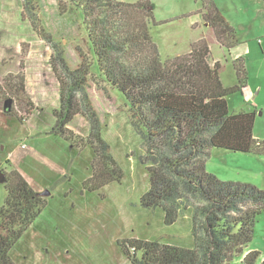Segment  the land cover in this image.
<instances>
[{
  "label": "trees",
  "instance_id": "1",
  "mask_svg": "<svg viewBox=\"0 0 264 264\" xmlns=\"http://www.w3.org/2000/svg\"><path fill=\"white\" fill-rule=\"evenodd\" d=\"M63 10H76L87 37L89 58L80 54L71 68L64 47L52 40L34 13L31 0H23L34 31L52 48L49 65L59 85V106L53 110V135L78 143L69 124L82 115L90 126L82 146H89L91 174L82 190L97 192L119 182L124 172L110 144L90 94V81L120 92L129 107L134 127L144 138L140 162L147 176V190L140 197L143 207L161 208L164 222L173 224L181 205L190 201L192 246L152 240L128 239L117 243L131 264H243L258 263L260 252H247L258 215L264 211V190L256 185L220 180L206 171L213 148L264 155V140L253 136L255 111L229 113L227 96L244 94L248 82L245 60L235 58L236 83L225 86L222 65L212 62L209 40L202 36L188 51L162 59L153 41L155 25L150 0H62ZM202 19L219 45L232 51L238 46L235 28L213 0H202ZM19 71L0 83V99L6 115L23 124L38 109L29 96L25 58ZM96 72V76L94 72ZM106 87V88H105ZM9 161L6 160V163ZM9 165V163H8ZM6 196L0 206V264H17L12 250L45 209L48 195L36 191L16 168L3 170ZM188 205V204H187Z\"/></svg>",
  "mask_w": 264,
  "mask_h": 264
},
{
  "label": "rangeland",
  "instance_id": "2",
  "mask_svg": "<svg viewBox=\"0 0 264 264\" xmlns=\"http://www.w3.org/2000/svg\"><path fill=\"white\" fill-rule=\"evenodd\" d=\"M150 1L153 19L158 22L150 25V33L162 59L188 51L193 41L204 36L209 40L212 62L217 60L222 65V83L232 86L236 83L233 62L238 55L244 58L250 95L237 92L227 96L228 112L254 109L253 136L264 140V0H213L236 30L239 43L230 52L219 45L204 23L199 13L202 0ZM31 2L40 24L53 41L64 47L71 68L79 65L80 54L89 58L86 33L76 10H63L62 0ZM26 15L23 0H0V83L7 74L19 71L21 53L27 50L26 86L38 107L20 124L6 115L0 99V169H35L41 178H53L37 191L48 189L50 193L46 197L55 195L61 203L64 194L66 201L60 205V214L47 213L48 222L40 217L13 249V259L17 264H131L120 250L118 240L161 237L172 244L192 246L189 199L185 200L186 208L181 205L173 224L164 222L161 208L151 209L140 204V197L147 190V176L140 162L141 155L145 154L144 138L134 127L123 95L109 87L104 89L97 78L90 81L89 94L103 126V138L110 144L124 176L98 192L82 190L83 180L92 171L93 154L89 146L79 142H84L89 135L90 126L78 115L69 124L78 147L62 139L54 143L55 135L50 132L53 110L59 106V85L49 65L52 48L33 30ZM35 137L36 142L31 140ZM32 147L35 152L30 156ZM48 157L51 163L47 162ZM53 161L54 174L48 176L45 165L50 166ZM205 169L220 180L249 183L264 190V155L213 148ZM64 180L67 186L63 185ZM5 196L4 182L0 180V206ZM247 249V252L259 250L258 263L264 259V211L256 219ZM229 264L243 263L234 258Z\"/></svg>",
  "mask_w": 264,
  "mask_h": 264
},
{
  "label": "crops",
  "instance_id": "3",
  "mask_svg": "<svg viewBox=\"0 0 264 264\" xmlns=\"http://www.w3.org/2000/svg\"><path fill=\"white\" fill-rule=\"evenodd\" d=\"M239 56V55H238ZM251 90H250V86H249V83L247 82V87H246V89H245V91H244V94H246V95H248V93L250 92ZM249 95H250V93H249ZM254 110V109H253ZM29 136V135H28ZM52 139H53V141H54V143L56 142H61L62 140H60L61 138H59L58 136H55V137H52ZM31 140H34L35 142L37 141V138L35 137V138H33V139H31ZM31 140H29V141H31ZM29 141H27V142H29ZM63 143V146L64 147H66L65 145V142H62ZM27 146H28V143H27ZM57 147V146H56ZM38 151H40V150H38ZM33 152H35V148L34 147H32V149L29 151V153H30V156L33 154ZM66 152V151H65ZM93 154V153H92ZM36 155V154H35ZM41 158H43V157H41ZM50 157H48V159H47V162L48 163H51V161H52V159H49ZM50 161V162H49ZM64 162V161H63ZM37 164V163H36ZM53 165H55V161H53V164L51 165L50 164V166H51V169H49V165H45L46 166V168H47V170H46V174L48 175V176H50V175H53L54 174V167H52ZM63 165H65L66 166V164H63ZM15 168V167H14ZM20 172L25 176V178L29 181V183L33 186V188L37 191V189H39L38 187L39 186H41V185H44V184H46V183H51V181L53 180V178H51V179H48V178H41L40 176H39V174H38V171H37V173H36V171H35V169H32V168H26V170H23V167H22V169L20 170ZM65 173H66V171H64ZM42 180H44V182H42ZM54 180H56V178H54ZM67 181H63V185H66L67 186V183H66ZM70 182V180H68V183ZM82 187V186H81ZM106 187V186H105ZM104 187V188H105ZM40 190V189H39ZM46 190H48V189H46ZM103 190V189H102ZM38 192H42V191H38ZM50 192V191H49ZM96 192V191H95ZM98 192V191H97ZM90 193V192H89ZM92 193V192H91ZM82 195V194H81ZM62 199H63V201H62V203L61 202H58V198H57V196H55V195H52L51 194V196H50V198L48 199V203H47V205H46V207H45V209L42 211V213L39 215V217L32 223V225L30 226V228L32 227V226H34L35 224H37V222H38V220L40 219V217L42 218V220H47V222H48V218L46 217V215H47V213L48 212H51L52 214H54V216H56V215H58V214H60V212H59V210H62V207H60V205L62 206L64 203H65V201H66V199H65V196H64V194L62 195ZM61 201V200H60ZM52 202H54L53 204H52ZM57 202V203H56ZM54 205H57V206H54ZM55 219H56V223H57V217H54ZM30 228L24 233V235L30 230ZM24 235H23V237H24ZM23 237H22V239L20 240V242L19 243H21V241L23 240ZM18 243V244H19ZM17 244V245H18ZM16 245V246H17ZM15 246V247H16ZM14 247V248H15ZM120 248V247H119ZM121 250V249H120ZM248 250V249H247ZM13 251V250H12ZM122 251V250H121ZM17 263V262H16Z\"/></svg>",
  "mask_w": 264,
  "mask_h": 264
},
{
  "label": "water",
  "instance_id": "4",
  "mask_svg": "<svg viewBox=\"0 0 264 264\" xmlns=\"http://www.w3.org/2000/svg\"><path fill=\"white\" fill-rule=\"evenodd\" d=\"M0 180L4 182L5 180V174L2 170H0ZM42 195H49V190H44L42 192H40Z\"/></svg>",
  "mask_w": 264,
  "mask_h": 264
},
{
  "label": "flooded vegetation",
  "instance_id": "5",
  "mask_svg": "<svg viewBox=\"0 0 264 264\" xmlns=\"http://www.w3.org/2000/svg\"><path fill=\"white\" fill-rule=\"evenodd\" d=\"M0 170H2V169H0Z\"/></svg>",
  "mask_w": 264,
  "mask_h": 264
}]
</instances>
